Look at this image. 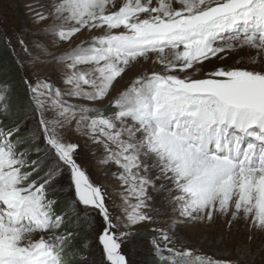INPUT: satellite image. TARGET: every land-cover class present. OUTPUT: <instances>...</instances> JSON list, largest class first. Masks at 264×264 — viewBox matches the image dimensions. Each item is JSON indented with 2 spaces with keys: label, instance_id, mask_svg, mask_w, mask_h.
Returning <instances> with one entry per match:
<instances>
[{
  "label": "snow or ice",
  "instance_id": "6c2138e0",
  "mask_svg": "<svg viewBox=\"0 0 264 264\" xmlns=\"http://www.w3.org/2000/svg\"><path fill=\"white\" fill-rule=\"evenodd\" d=\"M24 7L29 23L0 43L13 64L25 63L21 53L33 67L53 63L62 81L25 69L22 109L14 83L0 79V264H73L82 217L85 251L94 246L99 264H134L141 232L154 256L161 244L175 252L173 264H239L183 251L186 241L152 213L163 198L172 224L224 218L229 228L244 221L250 239L264 233V0ZM245 48L259 61L227 63L226 52ZM73 128L114 166L122 210H110L109 193L79 162Z\"/></svg>",
  "mask_w": 264,
  "mask_h": 264
},
{
  "label": "rangeland",
  "instance_id": "374dc122",
  "mask_svg": "<svg viewBox=\"0 0 264 264\" xmlns=\"http://www.w3.org/2000/svg\"><path fill=\"white\" fill-rule=\"evenodd\" d=\"M27 2L28 0H0V39L3 38L5 33L15 36L23 26L29 23L26 16L27 10L24 7ZM24 30L27 31V27H25ZM85 36H87V32ZM80 43L81 40H77L71 47H75ZM68 50L70 51L71 48ZM17 51H20V49L17 48ZM10 55L14 59L15 53ZM224 55L228 64H240L241 66L249 67L252 66L248 60L250 56H255L257 61L260 59L256 50L247 48L228 51ZM20 59L25 61L23 65L16 64L20 80L24 70L27 69L33 80L39 77L41 79L47 78L52 82H56L58 79L62 81L60 69L55 64H40L37 62V65L33 67L28 62L27 56L24 53H21ZM150 63L151 62H149V64ZM127 80L128 78L126 77L125 81L121 83L124 84ZM70 102L81 103V101L74 99L70 100ZM82 103L87 104L88 102ZM101 111H103V109H101ZM67 135L72 142L79 141V162L87 169L90 179L94 183L102 185L109 193L110 199L108 200V204L110 210H114V204L117 206L116 210H122L119 209V206L122 205L124 200V189L114 176V166L104 165L98 162L97 156H99V152L97 151L96 154L93 155L95 145L87 141V138L82 137L74 128ZM61 200L64 201L63 197H61ZM169 208L166 199L162 198L160 204L157 205L152 214L162 223V226L169 227L170 231H177L182 239L186 241L183 251L192 250L196 254H207L214 259H226L233 262L239 261V264H264V233L252 232V238L250 239L249 226L244 221H237L233 223L230 228L224 218H219L215 223L207 221L190 222L185 220L183 223L172 224L170 217H172L173 213L171 208ZM81 222L85 224L84 247H86V237L88 235L86 229L88 228V224L84 222L83 217L81 218ZM147 228L152 230L153 225L149 223L147 224ZM148 238V233L145 232H141L136 237L137 242L145 241V243L140 247L133 248L130 259L133 260L134 264H146L148 259L153 260L152 264H157L162 257L172 262L177 259L176 253L173 252L170 255L167 249L163 248V244H161L160 247L161 256H154L152 246L146 243ZM169 247H172V245H169ZM88 251L89 258L84 261L80 260V262L78 260L75 264H99L101 259L100 252L96 251L94 246L88 249Z\"/></svg>",
  "mask_w": 264,
  "mask_h": 264
},
{
  "label": "trees",
  "instance_id": "16d2710c",
  "mask_svg": "<svg viewBox=\"0 0 264 264\" xmlns=\"http://www.w3.org/2000/svg\"><path fill=\"white\" fill-rule=\"evenodd\" d=\"M8 78L10 79L14 85H15V92L17 96V104L20 106V108H24L27 104L28 97L25 94V90L23 86L21 85V80L19 79V73L16 68V64H13V58L9 53V50L6 51L3 48V44L0 43V79ZM61 203H64V201L61 200ZM81 224V231L79 234V237L73 242V246L70 249V251H76V256L73 259V264L77 263V261L80 260L84 261L85 257L86 259L89 258V251H85V239H84V230H85V224L79 221ZM71 259V257H70ZM167 259V258H162ZM169 260V259H168ZM88 261V260H87ZM149 262V263H148ZM146 262V264H152L153 260H149ZM169 264H173L169 260Z\"/></svg>",
  "mask_w": 264,
  "mask_h": 264
},
{
  "label": "bare ground",
  "instance_id": "6f19581e",
  "mask_svg": "<svg viewBox=\"0 0 264 264\" xmlns=\"http://www.w3.org/2000/svg\"><path fill=\"white\" fill-rule=\"evenodd\" d=\"M166 207V206H165ZM162 208V207H161ZM164 208V207H163ZM165 209V208H164ZM170 209V208H169ZM161 210V209H160ZM163 212V211H162ZM222 219V218H221ZM191 222V221H190ZM198 225V224H197Z\"/></svg>",
  "mask_w": 264,
  "mask_h": 264
}]
</instances>
